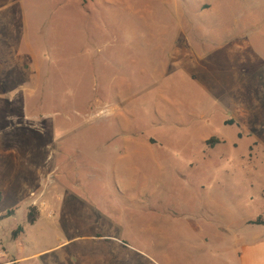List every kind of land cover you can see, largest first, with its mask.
<instances>
[{
    "label": "rangeland",
    "instance_id": "1",
    "mask_svg": "<svg viewBox=\"0 0 264 264\" xmlns=\"http://www.w3.org/2000/svg\"><path fill=\"white\" fill-rule=\"evenodd\" d=\"M0 197V264H239L264 0H0Z\"/></svg>",
    "mask_w": 264,
    "mask_h": 264
},
{
    "label": "crops",
    "instance_id": "2",
    "mask_svg": "<svg viewBox=\"0 0 264 264\" xmlns=\"http://www.w3.org/2000/svg\"><path fill=\"white\" fill-rule=\"evenodd\" d=\"M240 243L242 244L235 250L239 264H264V245L242 241Z\"/></svg>",
    "mask_w": 264,
    "mask_h": 264
},
{
    "label": "trees",
    "instance_id": "3",
    "mask_svg": "<svg viewBox=\"0 0 264 264\" xmlns=\"http://www.w3.org/2000/svg\"><path fill=\"white\" fill-rule=\"evenodd\" d=\"M233 122H228L227 125H232ZM219 143L218 139H211L209 142H207V145L209 147H214L215 145H217ZM1 199V197H0ZM39 219V213L37 211L36 208H30L28 210L27 216H26V222L28 225H34L37 220ZM250 225H255V226H264V221H262L261 219L249 222ZM24 232V228L22 226H19L13 233H12V238L16 239L17 237H19L20 235H22Z\"/></svg>",
    "mask_w": 264,
    "mask_h": 264
}]
</instances>
